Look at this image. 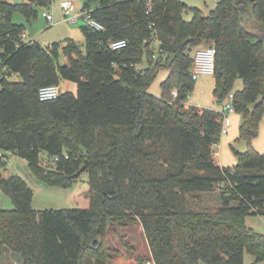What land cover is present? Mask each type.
I'll list each match as a JSON object with an SVG mask.
<instances>
[{"label": "trees", "instance_id": "16d2710c", "mask_svg": "<svg viewBox=\"0 0 264 264\" xmlns=\"http://www.w3.org/2000/svg\"><path fill=\"white\" fill-rule=\"evenodd\" d=\"M26 1L0 0V151L22 159L48 187L68 188L86 174L90 202L86 210L35 211L26 183L0 173V192L13 204L0 208V256L5 249L20 264H107L120 255L108 236L131 252L119 232L141 226L154 264H243L245 253L262 262L264 235L244 221L264 217V154L251 147L264 114V36L249 32L244 17L264 27V0H219L207 16L181 0H85L103 30L81 26L83 47L66 39L64 65L59 44L45 51L26 43L25 27L12 21L20 14L28 23L52 0ZM186 11L192 19L185 22ZM116 40L127 46L109 50ZM205 46L216 51L215 104L233 93L239 141L248 145L242 155L233 149V167L220 168L211 155L220 141L218 114L183 105L195 88L194 53ZM164 71L160 95H151ZM237 80L243 88L233 92ZM63 81L76 93L39 100V89ZM259 96L262 103L251 112ZM97 131L107 142L102 148ZM161 158L159 173L153 164ZM6 165L0 161V170ZM215 191L214 213L185 210L179 198Z\"/></svg>", "mask_w": 264, "mask_h": 264}, {"label": "rangeland", "instance_id": "374dc122", "mask_svg": "<svg viewBox=\"0 0 264 264\" xmlns=\"http://www.w3.org/2000/svg\"><path fill=\"white\" fill-rule=\"evenodd\" d=\"M9 3H27L26 0H7ZM62 0H52L50 3L51 9H38V15L35 19L30 20L28 23L25 22L24 18L20 14H15L12 21L17 25H22L25 27V33L28 35L27 41L33 40L46 46L47 44H59L58 53V64L64 65L65 58L62 56L61 49L64 41L66 39H71L78 43L80 46H84L85 40L80 31L82 23L78 25H73L67 21H63L62 12L59 8L60 2ZM76 6L79 11L85 5V0H70ZM181 2L188 8H196L202 12L205 16L215 9L219 0H181ZM51 12L53 15L54 25L49 26L48 22L42 18V13ZM184 21H190L192 19L190 11H186L183 16ZM244 26L249 31L257 36H264V27L255 24L248 16L244 17ZM152 47L156 50L158 47V41L155 40ZM204 47H200L202 49ZM168 72H160L157 78L153 81V84L149 87V93L154 96L160 95L159 84L167 78ZM17 79V77H14ZM62 85L59 88L61 93L76 92L75 85L71 82L65 81L61 82ZM233 92L240 91L243 88L241 80H237L234 83ZM194 91L188 96V99L183 105L188 107H196L199 110H214L218 109V105L215 104L212 92L214 89L213 78L203 77L195 82ZM230 121H232V126L228 129V132L224 137L221 138L218 144V148L215 149L217 153L216 162H218L223 168L233 167L237 165L238 159L236 155L233 154V149L240 143L239 141V127L242 123L241 117L237 114L229 116ZM94 140L97 142V147H104L107 142L104 139L103 133L97 131L94 134ZM252 149L259 155L264 154V114L260 118L257 138L251 142ZM7 158V165L5 168L0 170L1 176L3 178L18 176L20 177L28 186L32 192V203L31 208L35 211H51V210H69V209H79L84 208V201L86 197H89V185L87 175H82L78 181L68 186V188L59 187H48L39 179H37L34 174L31 173L28 165L22 159L13 155L11 153H5ZM43 165L45 164V156L41 157ZM160 160L154 161V168L159 169V173L164 170L163 162ZM151 165V163H150ZM149 165V166H150ZM176 191V190H175ZM174 191V192H175ZM177 193V192H176ZM220 192L215 191L209 194L202 195H185L180 194V201L184 204V209L188 211L195 212H206L214 213L220 207ZM0 208L3 210H12L13 204L11 200L0 192ZM244 225L252 229L255 233L259 235H264V217L259 216H248L244 221ZM139 226L128 227V230H122L119 233L121 236H125V242L135 250L134 246H137L139 251V257L136 259L138 264H143L142 262L146 260L147 246L145 244V238L143 237L142 231H139ZM126 232V233H125ZM108 244L110 247L118 248L120 251L131 254L125 247H121V244L111 235L108 236ZM113 247V248H114ZM115 249V248H114ZM117 250V249H116ZM137 251V250H136ZM133 253V252H132ZM16 257V256H15ZM243 264H264L262 262H256V260L248 253H245L243 257Z\"/></svg>", "mask_w": 264, "mask_h": 264}, {"label": "built area", "instance_id": "2783aa9c", "mask_svg": "<svg viewBox=\"0 0 264 264\" xmlns=\"http://www.w3.org/2000/svg\"><path fill=\"white\" fill-rule=\"evenodd\" d=\"M136 1H146V0H136ZM50 8L52 9L53 6H51ZM59 8L62 12L63 21H67L73 25H78L79 23H82L85 27L96 32L103 30V26L92 18L91 16L93 11L92 9L82 7L78 11L74 3H72L70 0H62L60 2ZM42 18L48 22L49 26L54 25L53 15L51 12L45 11V13H42ZM22 39L26 43L33 42V40L27 41L25 35L22 36ZM126 46H127L126 41L116 40V42H112L109 44L108 49L113 52H116L117 50H121ZM44 49L45 51H50L51 44H47L46 46H44ZM215 56H216V51L214 46H205L204 48L197 49L195 51L193 57L192 73H191V79L193 81L196 82L200 78L213 76L215 71L214 69ZM153 58L154 59L157 58V53L153 55ZM38 92H39V100L42 102L55 100L61 95V91L58 86L44 87L39 89ZM177 95L178 92L176 89H174L171 92L172 101L176 100ZM232 100H233V93L229 94L225 99V101L223 102V105L215 111L218 114L221 121V128L219 133L220 140L222 137H224V135L227 134L228 129L232 125V121H230L229 116L236 114ZM184 106L187 107L186 105ZM218 144L212 146L211 155L213 156L215 161L217 158V153L215 152V149L218 148ZM5 153L7 152L0 151V161H7V158L5 157ZM53 162H57V159L54 158ZM44 166H46V164H44Z\"/></svg>", "mask_w": 264, "mask_h": 264}, {"label": "crops", "instance_id": "0c3cea01", "mask_svg": "<svg viewBox=\"0 0 264 264\" xmlns=\"http://www.w3.org/2000/svg\"><path fill=\"white\" fill-rule=\"evenodd\" d=\"M24 35L26 36V38L28 37V35L26 33H24ZM65 58V63L67 62V59L66 57L64 56ZM17 80V79H16ZM64 82V81H63ZM62 83H60V85L58 86L59 88L61 87ZM75 90H76V86H75ZM72 93H76V92H72ZM232 126V125H231ZM216 162V161H215ZM216 164L220 167V168H223L218 162H216ZM84 208H82L81 210H86V208H88L89 206V202H90V199L89 197H86L85 201H84ZM139 231H142L143 233V228H141V226L138 227ZM124 230H128V229H124ZM126 233V232H125ZM144 237V236H143ZM145 240V239H144ZM145 244H146V240H145ZM114 247V245H112ZM147 246V244H146ZM135 247V250H133L131 252V254H128V253H125V252H122L120 251L118 248L114 247L115 249H117L119 252H120V255L117 256L116 258H114L113 260H111L110 262H108L107 264H138L136 262V259L139 257V251H138V247L137 246H134ZM137 250V251H136ZM147 257H146V260H144L142 263L143 264H154L152 263V261L150 260V256H149V250H148V246H147ZM0 259H1V264H20L19 263V260L17 257H15L14 254H12L10 251L8 250H5L3 249L2 253H1V256H0Z\"/></svg>", "mask_w": 264, "mask_h": 264}, {"label": "water", "instance_id": "95a60500", "mask_svg": "<svg viewBox=\"0 0 264 264\" xmlns=\"http://www.w3.org/2000/svg\"><path fill=\"white\" fill-rule=\"evenodd\" d=\"M143 53H144V55H143V60H142V62H143V65H144V69H147V67H148V66H147V53H146L145 51H143ZM117 78H118V77H115V80H117ZM261 101H262V97L259 96L258 99L255 101L256 103H254V104L251 106L250 111H251V112L255 111V109L258 107V105H260V104L262 103ZM235 150H236L239 154H241V155L247 153V151H248V145H247V142L244 141V140H242V142H240V143L236 146ZM82 170H83V168L80 169V170L75 174V176L80 175V174L82 173Z\"/></svg>", "mask_w": 264, "mask_h": 264}]
</instances>
